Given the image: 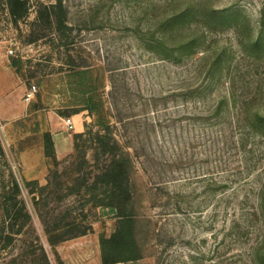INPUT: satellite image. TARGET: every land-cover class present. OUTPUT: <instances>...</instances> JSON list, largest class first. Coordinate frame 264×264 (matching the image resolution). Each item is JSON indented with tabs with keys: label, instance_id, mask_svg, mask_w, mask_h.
Listing matches in <instances>:
<instances>
[{
	"label": "rangeland",
	"instance_id": "374dc122",
	"mask_svg": "<svg viewBox=\"0 0 264 264\" xmlns=\"http://www.w3.org/2000/svg\"><path fill=\"white\" fill-rule=\"evenodd\" d=\"M30 1L17 24L0 5V46L37 86L25 116L0 120V264H37L42 246L53 264L120 260L102 238L122 210L89 191L105 197V127L133 162L141 256L115 264H264V0H64L63 32L35 24L55 0ZM45 225L66 240L52 247Z\"/></svg>",
	"mask_w": 264,
	"mask_h": 264
},
{
	"label": "trees",
	"instance_id": "16d2710c",
	"mask_svg": "<svg viewBox=\"0 0 264 264\" xmlns=\"http://www.w3.org/2000/svg\"><path fill=\"white\" fill-rule=\"evenodd\" d=\"M0 5L4 7L10 19L15 24H17L20 20L25 19L29 15V12L31 10L30 0H0ZM37 23L44 25L43 30L52 29L57 32H63L65 29H67V9L65 7L64 0H55L50 4L39 3L35 24ZM39 36L45 37V34L42 33L40 35H37V37ZM12 64L15 68L17 67L15 61H12ZM89 73L90 71L83 70L80 71L79 75H81L80 77H86L89 75ZM96 99L97 96L92 95L91 97H88L86 101V108L90 111V113H94V111L98 108L99 103L96 102ZM223 106L224 99L220 100L217 104V109L214 112V115L216 117L222 116ZM101 126L105 125L103 124ZM105 129L107 131H105L104 134L98 135L99 142L108 148V150L105 149V151L109 156V163L106 165L102 174L105 177V197H100L99 195H97V191L99 189L98 181L97 183H93L92 186L89 187V191L94 192L95 194V205L110 207L113 210L121 208L122 210V214L118 215L120 224L114 235L109 239H106L104 237L102 238V244L104 246H106V244H110L113 246L114 250H121L119 251L122 254L120 260H109L106 256V253H104L103 255L104 264H115L117 262H129L138 260L141 258V256L139 254V247L136 242V235L134 233V224L136 222V217L133 214L127 212V208L131 204V201L133 199L131 177L133 162L129 152L124 148H121L118 140L109 134V128L105 127ZM44 140L47 154L53 156L56 161L57 159L53 155L54 141L52 133L49 130L44 133ZM29 184L30 182L27 183V185ZM35 184H38V182H35ZM14 187L16 194H20L21 187L18 182H14ZM40 188L41 190L45 189V187ZM32 194H35V191H33ZM35 196L36 195H34V199ZM255 196L256 201L258 202L257 204L261 208L260 210H262V207H264V186H261L259 188ZM260 210L259 208L253 207L255 215L258 214ZM28 217L30 218L29 214ZM20 228L23 229V227ZM22 229H18L16 232H13V235L20 234ZM53 231L54 230L46 227L45 225L44 232L48 236V242L52 247H55L57 244L63 242L66 239L58 235L56 237L53 236ZM79 234L84 235L86 234V232H80ZM7 238L11 241L13 236L8 235ZM41 248L43 251L41 257L42 261L37 264H53L49 259L48 254L45 252L43 246ZM58 264L64 263L59 260Z\"/></svg>",
	"mask_w": 264,
	"mask_h": 264
},
{
	"label": "crops",
	"instance_id": "0c3cea01",
	"mask_svg": "<svg viewBox=\"0 0 264 264\" xmlns=\"http://www.w3.org/2000/svg\"><path fill=\"white\" fill-rule=\"evenodd\" d=\"M27 85L17 75L13 64L8 60L3 47L0 46V120L12 121L27 114L28 103L24 101ZM55 115L49 116L51 132L54 141L64 140V133L56 134L53 131Z\"/></svg>",
	"mask_w": 264,
	"mask_h": 264
},
{
	"label": "built area",
	"instance_id": "2783aa9c",
	"mask_svg": "<svg viewBox=\"0 0 264 264\" xmlns=\"http://www.w3.org/2000/svg\"><path fill=\"white\" fill-rule=\"evenodd\" d=\"M36 93H37V86L32 85L30 88L27 89L25 96H24V100L28 103L31 102L34 99ZM64 121H65V125H66L67 129H73L74 128V122H73L72 118H67Z\"/></svg>",
	"mask_w": 264,
	"mask_h": 264
}]
</instances>
